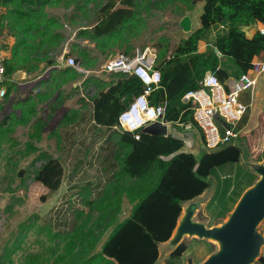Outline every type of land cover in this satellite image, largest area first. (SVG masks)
<instances>
[{
  "label": "trees",
  "instance_id": "16d2710c",
  "mask_svg": "<svg viewBox=\"0 0 264 264\" xmlns=\"http://www.w3.org/2000/svg\"><path fill=\"white\" fill-rule=\"evenodd\" d=\"M62 1L0 0V9H4L0 12V35L5 32L16 40L9 60L4 61L8 79L16 70L35 71L42 61L45 65L54 64L44 57L66 39L60 32V20L48 15L46 8ZM89 1L83 0L81 4L72 0L80 11L87 8ZM177 1L186 5L181 16L189 13L197 2H203L199 26L182 38L170 54L169 41L159 39L154 69L160 72L161 81L148 101L163 106L164 120L182 129L189 124L196 127L191 104L181 102L186 92L198 90L207 73L214 74L221 82L239 77L250 69L255 57L264 54V36L256 32L247 38L243 31L256 23L264 24V0H102L97 4L96 23L79 31L77 37L93 44L100 53L126 44L123 55H131L134 52L129 41L145 26L143 14ZM218 25H225L226 30L208 43L204 53H198V42ZM71 46L78 52L75 62L91 67L88 54L93 50L79 44ZM62 73L68 80L79 75L70 68ZM110 75L109 81L96 77L85 79L86 91L90 93L89 89H93L94 93L81 99L80 110L63 115L59 125L65 127L57 136V156L41 152L37 157L40 167L33 173L32 181L47 192L40 197V203L46 201V195L56 192L63 180L67 184V192L58 205L43 218V224L54 233L52 238L57 239L50 250L55 255L52 264H94V259L98 264H155L158 244L171 237L184 202L213 187L206 208L210 210L214 206L216 220L224 219L256 180L250 170L241 166V148L237 144L203 152L196 159L184 150L182 139L169 133L160 136L140 130L135 138L134 133L114 129L119 114L143 91V84L134 76ZM4 85L3 100L13 88L8 80ZM49 99L48 93H38L18 102L14 112L0 123V144L15 127L28 125L37 104ZM93 124L103 131L92 132ZM36 139L40 140V133ZM65 165L69 168L64 169ZM126 198L133 206L130 214L119 220L121 203ZM80 205L98 213L94 223L81 235L78 234ZM109 229L101 252L94 256V245ZM63 242V253L56 255ZM186 249L185 242L180 243L164 263L182 264ZM16 251L17 247L5 252L0 260ZM257 264H264V256Z\"/></svg>",
  "mask_w": 264,
  "mask_h": 264
},
{
  "label": "rangeland",
  "instance_id": "374dc122",
  "mask_svg": "<svg viewBox=\"0 0 264 264\" xmlns=\"http://www.w3.org/2000/svg\"><path fill=\"white\" fill-rule=\"evenodd\" d=\"M76 1L83 3V0ZM101 1L90 0L84 11L78 10L72 0H63L54 7L46 8L48 15L60 20L62 26L60 32L66 39L64 44H67L68 48H70L64 53L62 50L63 44L60 45L55 48V51L44 57L47 61L56 62L57 66H62L65 65V60L68 57L77 58L78 52L72 49L71 45L79 44L82 48L86 47L93 50V53L88 54L89 58H91V67L87 68L81 65L88 72L82 73L78 81L67 85L62 89L63 91L61 90L62 95L58 100L73 95V98L69 99L63 107L67 110H80V100L89 98L94 93L93 89H89L90 93L88 90L86 91V87L83 85L85 79L96 77L104 81L110 80L111 75L104 73L102 67L111 58L122 55L127 46L123 44L105 53H100L95 50L93 44L77 37L79 31L89 29L96 23L97 4ZM202 6L203 2L199 1L189 10V13L184 15L191 17L194 28L199 26ZM185 8L186 5L183 2L177 1L168 4L165 8H153L150 13L143 14V18L146 19L145 26L139 29V33H134L129 41L133 49L132 52L148 49V55L150 54L149 52L157 55L158 51L155 46L160 38H165L169 41L168 54H170L179 40H181L182 35L185 34L179 27V23L184 17L181 16V12ZM0 12H4V9H0ZM66 55L67 57H65ZM42 62L44 63V61ZM63 110L50 122L48 121L50 108L45 105L43 109L36 110L32 121L28 125L17 128L13 134L9 135L0 144V257L5 256V252H11L17 247V251L14 254L0 260L3 264H52L55 258V255L50 254V250L57 243V239L52 238L54 233L43 224L45 216L40 218L35 213L39 209L54 208L58 205L59 199L63 195L55 194L57 197H55V201L54 199L51 201V204L47 201L53 193L46 195V201L40 203V197L47 192L40 184L32 181V176L40 167V161H37L39 153L44 152L55 157L57 155V136L61 129L65 127L60 126V122L57 123V121ZM42 125L45 128L43 127L41 132H39V128ZM55 126L57 127L53 130L54 133L49 136L50 130ZM39 133L40 140L37 141L36 137ZM173 133L174 129L170 126L169 134L173 135ZM254 144L253 153L248 149L242 154V161L245 165L264 157V138H256V143ZM33 150L37 151L33 152ZM52 204L54 205L52 206ZM114 204L116 206V200ZM132 206L133 203L128 198L123 199L118 219L126 218V215L130 214ZM78 210L82 213L78 224L80 228L78 234L81 235L94 223L98 213L94 212V209H88L81 205ZM216 212L217 209L214 206L210 210H207L206 206H204L194 220L209 227L214 223H218L215 218ZM258 231L264 238V220L259 225ZM64 245L65 242L61 244L56 255L63 253ZM260 251H262V248Z\"/></svg>",
  "mask_w": 264,
  "mask_h": 264
},
{
  "label": "crops",
  "instance_id": "0c3cea01",
  "mask_svg": "<svg viewBox=\"0 0 264 264\" xmlns=\"http://www.w3.org/2000/svg\"><path fill=\"white\" fill-rule=\"evenodd\" d=\"M261 26H264V24L256 23L251 26L243 28V31L247 38H251L257 32V29ZM194 29L195 28L192 22V30ZM221 33H223V30L220 28V25L215 26L211 30L209 35L206 36V38H204L203 41L198 42V45H197L198 53H204L206 51L208 43H211L216 38V36ZM186 35L187 34H183L180 39L185 38ZM15 43H16V40L13 36L5 32L2 33V35H0V58L3 61L9 60L11 56L12 48L14 47ZM62 48H63L62 50L64 53L68 49H70L68 48L67 44L66 45L63 44ZM253 61L264 62V54H261L255 57ZM44 63L41 62L39 67L33 72L28 73L24 70H16L12 74L11 78L8 79L6 77L7 79L5 83L8 80V82L12 84L13 88L11 90V93L7 96L5 100H3L4 97L0 99V123L3 121L4 117L14 112V106L18 102L25 101L29 98H32L35 94H38V93L39 94L48 93L50 95L49 100H47L44 103L37 104V106L35 107V112H36V110L38 111L40 109H43L45 105L48 106L50 108V114L48 116V121L50 122H52V120L58 116V113L61 110L64 109L62 115L59 116L57 123L61 121L63 115H65L71 110H74V109L67 110L63 108L65 104H67L69 99L73 98V95H69L61 100H58V98L61 97L62 91H63L62 89L64 87H66L69 84H72L73 82L78 81L82 75L79 74L76 78L68 80L67 76L64 75L62 71L63 69L70 68V67H66L65 65L57 66L56 62H54L53 65L52 64L45 65ZM229 78H233V77H229ZM3 86L6 90V87L4 84ZM65 100L67 101L64 102ZM239 101L247 107V110L242 120L239 122L237 126L238 130L240 131V137L235 144L239 145L241 148V159H240L241 166L243 165L246 169L250 170L251 168L249 166L250 163H247L246 165H244L245 163H243L242 161V158H243L242 154L246 152L248 149H250V151L253 153L254 146H255L254 143H256V138L258 139L264 138V73H262L258 77L257 83L254 86L252 91H245L240 94ZM57 126L52 127V129L49 132V136H51L52 133H54L53 130H55ZM170 126L171 124L168 125V133H169ZM19 127H23V126L18 125L17 127H15V130ZM95 127L97 128H94V124H93L92 132L99 133L103 131V129H101L100 127L98 126H95ZM172 127L174 129L173 136L178 137L183 140L184 150L188 153L193 154L195 158L198 159L203 154V141H202V135L199 132V130H197L195 126H192L190 124L186 125L182 129H177L175 126H172ZM92 149L94 150V145L92 146ZM263 162H264V157H262L260 161H251V163H253L256 166L261 165ZM63 168L65 169L69 167L65 165L63 166ZM214 189L215 188L213 187L209 188L207 189L208 191H205L202 195L198 196L192 201L184 202L182 204V212L184 208L187 207L190 203L192 202L198 203V208L194 215V218H195V216L199 213V211L203 209L204 206H206V204H208V202L210 201L214 193ZM66 192H67V184L63 180L59 189L51 195L50 199L47 202L51 204V201L53 199L55 201V197H57L55 194L64 195ZM53 205L54 204H52V206ZM50 210H51L50 207L45 210L39 209L37 210L35 214H37L40 218H43L44 216L48 214ZM224 219H217L218 223H214L210 226H215L219 224V222L223 221ZM109 233H110V229L107 230L105 233H103L100 237V240L94 245V256L98 255L101 252V247L103 243L106 241ZM176 233L174 236V239L176 240L186 236L185 232H178L177 234ZM170 238H172V236ZM180 241L185 242V244L187 245V249L182 255V264H188L189 259L192 260V264H200L215 251V244L208 242L206 240H199L196 238L184 237ZM176 244L178 243L172 244L171 239H169L166 242L158 244V258L155 264H165L164 263L165 259L170 256L171 252L174 249V245ZM262 251L264 250L262 249ZM261 256H264V252L263 253L261 252ZM98 262L99 261L97 259H94V264H98ZM253 264H257V262Z\"/></svg>",
  "mask_w": 264,
  "mask_h": 264
},
{
  "label": "built area",
  "instance_id": "2783aa9c",
  "mask_svg": "<svg viewBox=\"0 0 264 264\" xmlns=\"http://www.w3.org/2000/svg\"><path fill=\"white\" fill-rule=\"evenodd\" d=\"M223 32L225 25H220ZM264 36V26L257 29ZM134 51L131 55H119L108 60L102 67L107 74H123L134 76L143 84V91L132 99L128 106L119 114L114 129L135 134L152 123H162L165 108L151 105L148 96L160 86V72L154 69L156 55L149 52ZM65 66L78 74L87 73L75 59L68 57ZM264 73V62L252 61L250 69L239 77L228 78L224 82L207 73L200 81V88L186 92L181 98L183 104H191L192 120L203 137V152L215 151L235 144L240 131L238 124L246 113L247 107L239 101L242 92L252 91L258 77ZM4 61L0 58V99L6 94L3 84L6 81Z\"/></svg>",
  "mask_w": 264,
  "mask_h": 264
},
{
  "label": "water",
  "instance_id": "95a60500",
  "mask_svg": "<svg viewBox=\"0 0 264 264\" xmlns=\"http://www.w3.org/2000/svg\"><path fill=\"white\" fill-rule=\"evenodd\" d=\"M179 27L183 33H190L192 31L191 17L184 16ZM142 130L152 135L166 136L168 134V127L159 122L152 123ZM249 166L251 167L250 172L257 176L256 180L241 194L232 210L219 224L207 227L195 221L194 215L198 203L192 202L184 208L183 212L181 211L172 232V238H169L172 244L178 243L174 245V249L182 243L180 241L182 238L190 237L215 244V251L200 264H253L257 262L261 257L260 249L264 247V238L258 231L259 225L264 220V162L258 166L250 163ZM242 167L245 168L243 165ZM182 216L186 219L184 231L188 235L176 240L174 236ZM188 264H192L191 259L188 260Z\"/></svg>",
  "mask_w": 264,
  "mask_h": 264
},
{
  "label": "bare ground",
  "instance_id": "6f19581e",
  "mask_svg": "<svg viewBox=\"0 0 264 264\" xmlns=\"http://www.w3.org/2000/svg\"><path fill=\"white\" fill-rule=\"evenodd\" d=\"M185 224H186V219H185V217L182 216L181 219H180L179 225H178L177 233L178 232H185L184 231ZM186 235H188V234L186 233ZM218 247H219V245H218Z\"/></svg>",
  "mask_w": 264,
  "mask_h": 264
}]
</instances>
